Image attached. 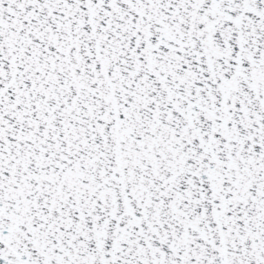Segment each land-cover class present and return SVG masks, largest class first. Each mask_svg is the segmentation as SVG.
Instances as JSON below:
<instances>
[{"label": "snow or ice", "instance_id": "obj_1", "mask_svg": "<svg viewBox=\"0 0 264 264\" xmlns=\"http://www.w3.org/2000/svg\"><path fill=\"white\" fill-rule=\"evenodd\" d=\"M0 264H264V0H0Z\"/></svg>", "mask_w": 264, "mask_h": 264}]
</instances>
